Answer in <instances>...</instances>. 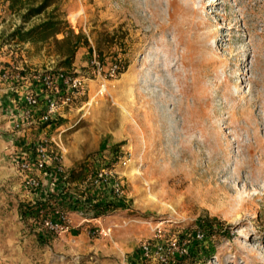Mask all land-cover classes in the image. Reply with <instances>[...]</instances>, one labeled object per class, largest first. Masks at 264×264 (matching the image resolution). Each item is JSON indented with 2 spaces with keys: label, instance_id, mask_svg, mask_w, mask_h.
Wrapping results in <instances>:
<instances>
[{
  "label": "rangeland",
  "instance_id": "1",
  "mask_svg": "<svg viewBox=\"0 0 264 264\" xmlns=\"http://www.w3.org/2000/svg\"><path fill=\"white\" fill-rule=\"evenodd\" d=\"M6 1L0 2V45L12 53L10 74L61 70L87 79L84 92L35 140L50 141L49 153L68 174L113 163L121 189L115 195L75 181L65 191L67 204L49 202L67 218L98 219L85 222V232L113 241L117 254L54 256L29 237L27 260L156 264L141 257L140 245L178 239L187 242L189 254L176 264H264V0H52L27 21L26 8L13 12ZM51 17L86 41L69 67L60 65L72 46L61 42L63 33L35 43L11 36ZM92 54L106 70L117 63L123 72L101 82L88 67ZM217 133L225 138L222 152L211 148L200 156ZM127 152L126 166L116 165ZM209 157L215 168H204ZM3 175L0 200L12 197L1 185ZM83 196L107 204L108 211L73 209L69 200L80 204ZM8 204L0 207L8 228L26 234L42 228L16 220L13 201ZM208 219L217 233L198 229ZM67 226L50 234L60 237L71 230L70 221Z\"/></svg>",
  "mask_w": 264,
  "mask_h": 264
},
{
  "label": "crops",
  "instance_id": "2",
  "mask_svg": "<svg viewBox=\"0 0 264 264\" xmlns=\"http://www.w3.org/2000/svg\"><path fill=\"white\" fill-rule=\"evenodd\" d=\"M6 5H8L7 1ZM5 49V45H0V132H2L0 133V173L4 174L1 185H5L6 188L10 189L8 193L12 194V197L8 196L9 200L6 199V197H2L0 200V207L3 205L7 207L9 206L8 203H12L13 201V217L16 220H21L18 212L19 205L34 204L37 201H45L50 197L54 199V201H58L56 204L61 202L64 204L67 203L66 200L61 199L63 195L56 193L57 187L51 184L50 180H43L41 176L42 189L38 193L26 188L23 184L25 174L19 170L18 163L20 161L34 159V149L31 146L36 141L35 139L37 136L40 138L41 136H46L49 127L31 122L24 124L19 131L12 128L13 119L11 115L24 107V98L28 92L32 93L38 91V78L37 75L33 74L23 77V79L18 82L3 80L1 74L11 73V68L8 65H10L9 61L12 53L7 54ZM34 175L39 177L37 172H34ZM49 205H51L52 211L47 214V217L56 219L57 215L55 210L60 209L52 206V203ZM78 208L80 209L82 206ZM71 216L74 215H68V219L71 222V230L68 233L61 234L60 237L51 235V232L43 228L30 229L32 235L30 236L29 232L26 234L24 230L21 231L20 227H14L11 230L7 227L8 222L0 219V264H33L27 260V255H25L27 254L25 251L26 244L31 241L30 239H26L29 237H33L39 246L45 245L54 256L59 254L67 255L70 253L83 256L90 252H94L98 257L106 258L109 256L113 257L117 254V245H115L113 241H96L90 239L85 232L86 228L90 226L85 224V222H97L98 219H76ZM29 220L33 222V227L37 225V221L33 219H28V221ZM11 254L14 255V257H11Z\"/></svg>",
  "mask_w": 264,
  "mask_h": 264
},
{
  "label": "built area",
  "instance_id": "3",
  "mask_svg": "<svg viewBox=\"0 0 264 264\" xmlns=\"http://www.w3.org/2000/svg\"><path fill=\"white\" fill-rule=\"evenodd\" d=\"M88 67L98 80L104 82L106 77L113 78L117 76L119 66L113 64L106 70L104 65L97 60L95 54H92ZM1 78L15 82L23 79L20 74L7 73L1 74ZM37 78L38 91L28 92L24 98V107L11 115L13 119L12 128L16 131H19L24 124L31 122L49 127L64 108L69 107L75 98L84 92L87 81L84 76L61 70L58 72L49 70L37 75ZM103 89L104 85L101 83L99 93L102 94ZM49 144L50 141L47 139L35 141L32 144L35 154L34 159L20 161L18 168L25 174L23 184L26 188L38 193L42 189L41 176L43 180H50L51 184L57 187L56 193L61 195L73 183L69 182V174L60 163V157L49 153ZM129 156L130 153L127 152L125 156L117 157L115 164L125 167ZM34 172H37L39 177L35 176ZM115 175L116 171L113 163L109 168L95 169L94 174L88 175L83 182V188L85 189L86 186L93 190L109 188L113 194L120 195V183L117 181L118 178L116 180ZM81 199L84 202L86 196ZM55 213L57 215L56 219L43 217L40 223L41 227L51 233L66 232L68 230L67 223L69 222L66 214L61 210H55ZM108 232L109 230L107 232L101 231L103 235H107ZM200 237L199 233L195 235L196 240H199ZM140 253L143 259L156 264H176L177 259L186 257L189 254V245L186 241L178 239H171L167 243L156 242L150 244L143 242L140 245Z\"/></svg>",
  "mask_w": 264,
  "mask_h": 264
},
{
  "label": "trees",
  "instance_id": "4",
  "mask_svg": "<svg viewBox=\"0 0 264 264\" xmlns=\"http://www.w3.org/2000/svg\"><path fill=\"white\" fill-rule=\"evenodd\" d=\"M9 9L13 12L20 11L24 8H26V12L23 14V20L27 21L30 17H33L35 15L41 14L48 6L51 5L52 0H7ZM63 23L57 18L51 17L48 20L42 22L41 24L37 26H33L29 28L28 30L24 31L23 28L19 27L14 30L12 33V37H16L20 42H28V43H35L39 40H46L50 36H56L60 33L64 34V38L61 40L62 43H69V45H72L71 48H69V51L64 54V60L61 62L62 67H69L72 64V60L74 57V51L77 48V46L81 43H86L85 40H83L82 36L80 34H74L71 30L64 31L63 29ZM73 39L74 42L71 44L70 40ZM57 41V40H55ZM117 64V63H115ZM118 65V64H117ZM119 66V65H118ZM123 72V67H118L117 76H119ZM109 160V159H108ZM105 161L106 165L108 164L107 161ZM95 170H92L90 172H83V170L79 171H72L69 174L68 180L70 183H74L75 181H79L83 183L88 175L94 174ZM102 189V188H100ZM98 189V190H100ZM103 191V189H102ZM105 196L111 201V193L110 190L104 192ZM63 195L62 200L67 201L70 197L66 196L65 193L61 194ZM50 198H48L45 201H37L34 204H22L18 206V212L20 214V218L23 221H27L28 219H33L34 221L41 223V220L43 217L47 216L48 213L52 211V207H50L49 202ZM70 204L74 206L73 209H77L75 205L83 206L85 210L88 212H93L95 214H100L107 212L108 206L105 203H96V202H90V200L86 199L84 202H79L73 204L71 200H69ZM209 221H202L198 224V229L202 231L203 233H208L210 235L217 233V228L215 225L210 223Z\"/></svg>",
  "mask_w": 264,
  "mask_h": 264
},
{
  "label": "bare ground",
  "instance_id": "5",
  "mask_svg": "<svg viewBox=\"0 0 264 264\" xmlns=\"http://www.w3.org/2000/svg\"><path fill=\"white\" fill-rule=\"evenodd\" d=\"M203 65V64H202ZM207 65V64H206ZM205 65V66H206ZM207 72V71H206ZM208 73V72H207ZM240 84V83H239ZM204 101V100H203ZM200 106V105H199ZM203 116V115H202ZM212 142H211V144L209 145V146H203L202 145V147H201V151H200V156H204L205 155V153H207L208 152V150H211V148H213L214 150L215 149H217V151H221L222 152V150H223V146H224V142H223V140L225 141V138L223 139L222 137H221V135H220V133H217V134H215L212 138ZM260 139V138H259ZM257 140V139H256ZM209 153V152H208ZM252 155V154H251ZM218 158V157H217ZM219 159V158H218ZM226 159V158H225ZM216 160V159H215ZM250 160V159H249ZM252 162V161H251ZM207 164H206V166L204 167V168H215L216 167V162L214 161V159L212 158V157H209L208 158V161L206 162ZM248 163V162H247ZM250 163V162H249ZM203 164V163H202ZM246 166H248L247 164H246ZM250 166V165H249ZM200 167V166H199ZM202 167V168H203Z\"/></svg>",
  "mask_w": 264,
  "mask_h": 264
}]
</instances>
